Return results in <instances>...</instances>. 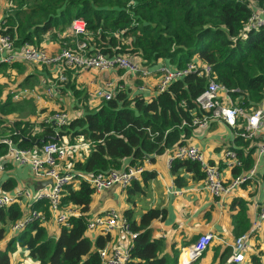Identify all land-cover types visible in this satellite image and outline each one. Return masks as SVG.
Listing matches in <instances>:
<instances>
[{
	"label": "trees",
	"instance_id": "trees-1",
	"mask_svg": "<svg viewBox=\"0 0 264 264\" xmlns=\"http://www.w3.org/2000/svg\"><path fill=\"white\" fill-rule=\"evenodd\" d=\"M5 1L14 3V6L0 19V32L9 33L18 48L25 43L41 45L43 35L49 30L69 28L74 18H80L85 21L88 35L81 34L78 38L88 41L89 51L126 54L142 60L146 67L161 58L180 67L196 57L210 64L212 76L218 82L229 89H237L230 91V95L245 109L255 108L264 98V27L246 28L255 4L264 10V0ZM71 40H67L64 46H74L75 35ZM27 62L1 64V77L11 78L13 69L18 74L22 73ZM32 74L27 73L18 85L31 83ZM207 81L206 76L188 73L148 99L136 89L120 87L114 96L94 109L71 117L62 132L70 133L71 138L83 136L91 141L85 159L75 160L74 169L97 172L119 168L124 164L140 163L146 155H159L174 145L188 142L197 128L191 123V112L194 109L201 113L196 96L205 88ZM69 88L77 98H83L84 90L76 88L75 82H68L62 91ZM9 90L6 81H0V126L30 135V118H27L35 112L34 103L29 97L13 98ZM24 116L26 118L23 119ZM41 128L37 136L45 140L53 138L51 127L41 122ZM242 128L243 125L236 132ZM11 136L22 146H32L36 140L34 137L26 139L17 133ZM256 142L255 138L236 133L233 147L241 162L227 171L230 177L224 178L226 182L253 166ZM3 152L0 146V154ZM9 164L0 172L3 173ZM216 164L221 170L224 168L222 158ZM170 172L179 187L186 184L184 172L190 173L196 181L203 177L199 163L190 159H173ZM155 175V171L145 169L141 179L133 181L126 191L145 193V185L150 184ZM0 183L3 191H13L18 185L12 175ZM93 196L94 188L85 180L77 185H66L60 210L73 204L77 212L68 216V224H59L55 238L48 233L46 221L41 223L39 219H33L3 241L11 224L29 210H23L17 201L1 206L0 242L3 244L0 247V264H10V256L21 248L37 264H101L97 249L111 237L108 233H98L92 241L86 235ZM46 202H36L34 207L49 219L51 212ZM248 202L247 197L239 195L230 201L229 207L234 210L230 217L235 235L249 228ZM122 212L127 216L131 230L136 232L126 264H177L179 250L173 245L169 253L164 238L154 236L150 226L153 220L166 216L165 207H148L139 213V219L135 218L137 210L132 207ZM253 235L251 233V237ZM214 242L192 264H212L216 260V264H239L227 262L232 252L230 245ZM250 247L245 261L240 264H264V249L259 247V243L250 244ZM205 258L209 262L201 263L200 260Z\"/></svg>",
	"mask_w": 264,
	"mask_h": 264
},
{
	"label": "built area",
	"instance_id": "built-area-1",
	"mask_svg": "<svg viewBox=\"0 0 264 264\" xmlns=\"http://www.w3.org/2000/svg\"><path fill=\"white\" fill-rule=\"evenodd\" d=\"M246 26L249 28L264 27V10L257 4L248 17ZM70 29L76 37L75 45L60 47L54 51L32 43H25L18 48L14 46L13 38L9 33L0 32V65L14 61H32L57 67L61 71L43 88V95L48 97L53 95L54 90L61 83L67 81L68 77L63 71L64 68L74 71L91 68L103 71L111 68H123L136 73L142 79L149 78L151 71H154L153 73H156L158 78L152 88L153 94L163 92L173 80L195 72L197 75L206 76L208 81L205 88L196 96V102L201 113L192 110L191 123L193 125L197 128L207 129L212 121H220L236 129V131L243 125L239 132H235L246 138H254L259 133H264V98L255 108L245 109L237 102V99H233L230 95V91L237 89H229L223 83L218 82L212 76L213 71L210 64L197 58L187 61L180 67H171L163 62L154 69L146 66L142 68L140 65L143 63L142 60L135 61L126 54H106L99 50L89 51L88 41L78 38L81 34L88 35L83 19L74 18L70 24ZM142 82L136 86L138 92L147 87L146 82L144 80ZM120 87L116 85L115 81H105L103 85L92 89L90 95L99 101H106L114 96ZM10 91L15 99L28 95L37 98L42 96L33 86L20 87ZM71 117L70 111L66 109L38 112L37 115L30 118V135H23L18 130L13 132L26 139L34 137L40 141L43 137L37 135L42 129L41 122L53 129V138L37 144L35 140L32 146L19 145L11 136L12 133H0V145L4 149V152L0 154V170L4 169L8 163L15 162L28 165L38 184L51 179L50 183H46L49 184L48 186L37 191L28 186H20L11 192H0V207L13 201L19 202L24 198L37 202L47 201L54 221H57L58 224H68V216L76 213L77 209L72 204L66 209L60 210L62 209V193L66 185H77L81 180H85L94 188V193L112 186L125 190L133 181L141 179L145 169L155 171V169L149 168L148 164L151 163L152 157H155L156 154L146 155L140 163L124 164L119 168H109L104 171L86 172L74 169L73 163L65 162L69 152L79 148L89 151L91 141L83 136L71 138L70 133L62 132L63 126L68 123ZM256 151L258 157L264 155V141H257ZM175 158L198 162L203 171L201 179L203 189L212 197L219 199L230 195L244 180L253 177L256 173V164H254L246 173H240L226 182L218 164L216 162L210 163L204 151L193 142L177 144L170 148L167 156L168 166ZM221 158L224 167L229 169L241 162L233 143L225 147ZM181 187L175 184L174 187H167L166 192L172 195H180ZM33 204L31 203V205ZM33 219H39L41 223L42 221H49L40 209L32 206L26 214L11 224L9 229L15 232ZM262 228H264V199L256 210L248 232H243L231 240L213 232H202L194 241L181 247L179 264H191L213 241L230 245L232 249L230 260L235 263L243 262L246 252L250 248L251 233H255L257 230L262 231ZM86 229L108 234L119 231L121 233L120 238L116 242H110L109 239L97 251L101 264H126L130 258V248L134 245L133 236L136 235V232L131 230L127 216L121 210L115 205L106 207L101 213L90 217Z\"/></svg>",
	"mask_w": 264,
	"mask_h": 264
},
{
	"label": "crops",
	"instance_id": "crops-1",
	"mask_svg": "<svg viewBox=\"0 0 264 264\" xmlns=\"http://www.w3.org/2000/svg\"><path fill=\"white\" fill-rule=\"evenodd\" d=\"M73 35L74 34L70 28L49 30L46 34L43 35L41 46L46 47L47 49L52 51L58 50L60 47H64L67 40H71ZM20 62H25V61H20ZM163 62H165L167 65L171 67L177 66L175 63L171 62L170 60H165L161 58L154 65L151 64L150 68L154 69ZM31 63H34L38 67H41L46 74H42V73L39 74L41 75L40 76L41 80L39 81V77L35 76L32 70L28 69L26 74L33 73L30 77L32 82L25 85H18L17 83L18 86L15 87V88H20L26 86H33L38 92L42 94L40 98H37L33 95L23 96V97L31 98L34 103L33 105L35 112L31 114L27 119L34 117L35 115H37L38 112L52 111L55 109H66L70 111L72 117L80 116L85 110H92L102 102L97 100V98L92 97V95H90V91L98 87L99 85H103L105 81H115L116 85L118 86L136 89V86L144 80L146 82L147 87L145 88V90L140 91V93H143L144 97L148 99L153 94L152 88L154 87V84L158 78L157 74L153 73L154 71H151L149 78L142 79L139 78L136 73L134 74L123 68H111V69H107V71L112 73L111 77L113 78L99 82L93 77H88L85 80H82L80 78V74L82 71L90 70V69H82L79 71H74L69 68H64L63 71L67 74L68 77L67 81L65 83H61L57 87L58 89L56 88L54 90L53 95L48 97L43 95L42 93L43 88H45L48 85V82L54 79L61 70H59L55 66H52L51 64L43 66L42 64H38L36 62L31 61ZM122 70L127 71L130 75L129 74L124 75L122 73ZM12 71L14 72V74L15 73L17 74L16 70L13 69ZM98 71H103V70H98ZM23 72L17 76V82L21 81L26 75L25 74L22 79H19L20 76L23 74ZM131 74L132 75L134 74V77H132ZM72 81L76 83V88H82L84 90L83 93L84 96L82 99L77 98L72 93V90L70 88L68 91L67 89H65V92L62 91L64 85ZM11 89L12 88H10V90ZM6 128H7L6 126H0V133H4V130ZM235 131L236 129L227 126L223 122L212 121L210 125L207 127V129L196 128L188 142H193L194 144L198 145L204 151L208 161L210 163H215L220 160L225 147H227L228 144L233 143V139L236 136ZM254 138L255 139L257 138V140H259L258 142L264 141V133H259ZM79 149H77L76 151L75 149L71 150L65 162L68 164H72L74 163L75 160L83 161L88 153V150L86 149L85 156H83L84 154L83 152L81 156L75 158L74 155L77 156V151ZM168 153H169V149H167L162 154L155 155L154 160L151 161L150 164H148L149 168L155 169L156 175L154 178L150 180V184L152 183L151 184L152 190H151V198L149 199L147 207H151V206L154 207V205L157 204L156 207L166 208V216L161 220L158 219L153 220L150 226L152 227V233L154 236L160 235L164 238L165 248L167 249V251H169V253L173 250L171 246L174 245V248H177L180 251L181 247L187 246L189 243H191L197 238L198 234L202 232H213L229 240L237 236L233 232V226L230 217V214L234 212V210H231L229 207L230 201L233 196H237V195L245 196L249 199L247 206V216L249 218L250 225L248 230L244 232L249 231L253 219L255 217L256 210L259 204L261 203V201H263L264 199V155H260L258 157L257 151H255V159L253 163V165L256 164L255 175L249 178L244 183V185L241 184V186L235 188L230 195L219 199L212 197L208 192H206L202 187L201 180L196 181L195 179H192L190 173L188 172H184L183 174L184 178L186 179V184L181 187L182 188L181 194L180 195L168 194L166 192V188L172 186L174 187L175 185L173 175L170 172V166H168L167 163ZM230 169L225 167L222 169V174L224 175V178L230 177V174L227 172ZM7 174L12 175L15 178V181L16 180L18 181V185H16V188L22 185V186H28L29 188H32V190L37 191L38 189L45 188L46 186L49 185V184L42 185L41 183L38 184V181L34 177L30 168L28 167V165L25 164H19L15 162L9 164L8 168H6V170L3 173L0 172V182L2 181V179L8 176ZM121 190L122 189L117 186H112L110 188L102 189L98 191V193H94L90 207L91 216L101 213L103 209H105L110 205H115L117 207L116 203L118 202H120L123 205L124 210L130 207V203L128 201H125V197H127V195H121ZM0 192H11V189L7 191H3L0 187ZM36 202L37 201H32L31 199L28 200L25 198L19 201L21 207L26 212L29 210L30 207L32 206L34 207V204ZM31 203L34 204L31 205ZM139 213L140 211L139 212L137 211V213L134 215L136 219H139L140 217ZM53 225L55 226L53 230L55 229L57 230V233H55L57 235L59 231V224L57 221H54V219L50 216L49 221L45 222L47 231H48V226H53ZM89 231L94 232L93 235L89 236L90 239L93 241L95 239V236L99 232H95V230L86 229L87 236L89 235L88 233ZM15 232L14 231L12 232L9 229L6 232L5 234L6 236L3 238L4 239L3 241H5V239L10 237ZM255 233L253 237H250L251 246L253 243H259V247L261 249H264V231L262 232L260 230H257ZM120 234L121 233L119 231L111 232L110 242H116L117 239L120 238ZM3 241L0 242V247L3 244ZM214 243H219V242H214ZM16 252L23 253L25 260L23 262L26 263L31 262L32 264L36 263V261L33 258H30L26 254V250L24 248L15 251L10 256L11 259ZM230 256L231 255H229L227 262L231 261ZM179 259H180V255H178L177 257V264H179ZM217 261L218 260H216L214 264H216ZM200 262L207 263L209 261H206L205 258V259H201Z\"/></svg>",
	"mask_w": 264,
	"mask_h": 264
},
{
	"label": "rangeland",
	"instance_id": "rangeland-1",
	"mask_svg": "<svg viewBox=\"0 0 264 264\" xmlns=\"http://www.w3.org/2000/svg\"><path fill=\"white\" fill-rule=\"evenodd\" d=\"M13 6H14V3H11V4H9V3H7L5 0H0V19L1 18H3V15L4 14H7V13H10L12 10H13ZM70 28V27H69ZM246 28H249L248 26H246ZM131 59H133V60H135V61H137L138 60V58H132L131 57ZM27 68H26V70L23 72V74L20 76V78L19 79H22L23 78V76L26 74V72H27V70L28 69H30V70H32V72L35 74V76H38L39 77V81L41 80L40 79V76L41 75H39V74H46L45 73V71H43V69L41 68V67H38L36 64H34V63H31V61H28L27 63ZM140 65H141V67L142 68H145V66L147 65V64H144V63H140ZM122 73L124 74V75H128L129 73L127 72V71H125V70H122ZM135 74V73H134ZM134 74L132 75V77H134ZM18 75H20V74H14L11 78H8V79H6V78H2L1 77V75H0V81H6V83L8 84V87L9 88H12L13 90L14 89H16L15 87L16 86H18L17 85V76ZM111 75H112V73L111 72H109V71H107V70H105V71H98V70H95V69H90V70H84V71H82L81 72V74H80V78L82 79V80H85L86 78H88V77H93V78H95L96 80H98L99 82H101V81H103V80H109V79H112L113 77H111ZM130 75V74H129ZM47 77V76H46ZM50 80V79H49ZM141 83H143V82H141ZM8 90V89H7ZM68 106V105H67ZM69 107V106H68ZM24 118H26V116H24L23 117V119ZM4 120L6 121L7 119L4 117ZM31 129V128H30ZM30 131V130H29ZM13 133L14 131H12V129L10 130V129H8V128H6L5 130H4V133L5 134H8V133ZM255 141H259V140H257V138L255 139ZM76 151V150H75ZM83 152H84V154H83ZM83 154V156L85 155V150H84V148H80L78 151H77V156H75L74 155V157L76 158V157H78V156H81ZM141 184L143 185V183L141 182ZM152 184V183H151ZM151 184H147V185H145V188H146V191H145V193H139V192H128V191H126V189L125 190H121V195H128L129 196V198L128 197H125V201H128L129 203H130V207H132L133 208V210H137L138 212L140 211V212H143L144 210H146L148 207H147V204H148V202H149V199L151 198V190H152V188H151ZM117 204V207L119 208V210H124V208H123V205L120 203V202H118V203H116ZM157 206V204L156 205H154V207H156ZM123 208V209H122ZM137 213V212H136ZM55 228V226L53 225V226H48V233L51 235V236H53L54 238L56 237L55 235V233H57V230L55 229V230H53ZM264 231V228H262V232ZM89 233V235L88 236H91V235H93L94 234V232H91V231H89L88 232ZM6 236V235H5ZM229 240V239H228ZM169 252V251H168ZM16 255V256H15ZM15 257L13 256L12 257V259H11V264H32L31 262H23V261H25L24 260V255H23V253H20V252H16L15 253ZM37 264V263H36ZM212 264H214V263H212Z\"/></svg>",
	"mask_w": 264,
	"mask_h": 264
},
{
	"label": "water",
	"instance_id": "water-1",
	"mask_svg": "<svg viewBox=\"0 0 264 264\" xmlns=\"http://www.w3.org/2000/svg\"><path fill=\"white\" fill-rule=\"evenodd\" d=\"M45 140V138L43 137L40 141L39 140H36V144L38 143V142H42V141H44ZM51 182V179H47V180H45V181H42V185H44V184H46V183H50Z\"/></svg>",
	"mask_w": 264,
	"mask_h": 264
},
{
	"label": "clouds",
	"instance_id": "clouds-1",
	"mask_svg": "<svg viewBox=\"0 0 264 264\" xmlns=\"http://www.w3.org/2000/svg\"><path fill=\"white\" fill-rule=\"evenodd\" d=\"M192 59H197L196 57L192 58ZM199 257V256H198ZM195 260V259H194ZM233 262V261H232Z\"/></svg>",
	"mask_w": 264,
	"mask_h": 264
}]
</instances>
